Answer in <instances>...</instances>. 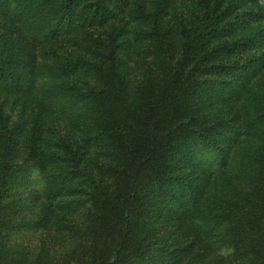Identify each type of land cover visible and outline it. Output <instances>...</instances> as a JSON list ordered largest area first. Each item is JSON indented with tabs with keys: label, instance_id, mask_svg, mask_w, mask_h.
<instances>
[{
	"label": "trees",
	"instance_id": "trees-1",
	"mask_svg": "<svg viewBox=\"0 0 264 264\" xmlns=\"http://www.w3.org/2000/svg\"><path fill=\"white\" fill-rule=\"evenodd\" d=\"M263 47L264 0H0V93L35 106L0 121V231L46 124L44 192L62 214L89 206L93 229L77 253L63 238L42 253L0 238V264H222L223 250L264 264V144L231 159L204 102L244 93ZM259 92L242 113L264 138Z\"/></svg>",
	"mask_w": 264,
	"mask_h": 264
},
{
	"label": "rangeland",
	"instance_id": "rangeland-1",
	"mask_svg": "<svg viewBox=\"0 0 264 264\" xmlns=\"http://www.w3.org/2000/svg\"><path fill=\"white\" fill-rule=\"evenodd\" d=\"M176 9L175 2H172L167 9L168 19H171V15ZM176 40L175 36L174 41ZM262 50L264 52V47ZM128 55L131 56V62L137 63V68H139L141 65L137 60L138 57L133 53L125 54V57L127 58ZM237 80L243 83V89H240L238 93H244L232 94L234 92H230L227 88H221L219 95L214 98L215 101L208 97L204 100L205 108L209 112L219 113L225 119L224 125L220 129L229 138L227 145H229V149H232L231 159L235 161L239 156L236 149H238V153H241L244 150H251L256 144H264V138L259 135L253 122H247V117L242 113V108L249 107L248 105L254 101L255 93H260V83L264 82V69L258 65L250 72L243 71ZM23 104L25 106H21L22 104H19L16 98L0 93V121L6 125H12L13 121L18 120L19 107H35L31 102ZM54 127L46 124L45 128H40L38 142L41 143V146L37 148L36 154L26 158L20 174L12 178L6 193V206L4 205V207L7 213L6 220H8L7 224L4 223L2 226L0 238L6 239L8 246L18 247L29 253H42L45 243L61 241L64 247V239L67 241L68 247L73 248L77 253L79 250L76 249L83 245L87 240L86 237L89 238L93 234L92 223L89 222L88 216L89 206L83 208L79 204L73 214H62L57 210L59 201L54 200V197L49 198L44 192L48 164L44 160L45 163L40 165L38 161L42 162L40 155L44 153H42L43 145L48 143ZM14 141L17 150H23V153L18 152L17 159L19 161L25 157V147L23 146L26 140L20 133L16 134ZM225 141L222 139L221 143ZM218 146V150L225 148ZM88 151L93 155L98 150L88 149ZM210 157L211 155L206 154L205 160L210 161ZM62 199L66 200L67 198ZM183 225H187V223H183ZM58 248L57 244L54 248L57 251L54 254L60 257L61 250ZM202 252H207V250L201 245L199 254ZM232 254L231 251L223 250L220 256L221 263L247 264ZM22 261L25 264L24 259Z\"/></svg>",
	"mask_w": 264,
	"mask_h": 264
}]
</instances>
